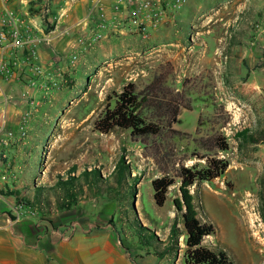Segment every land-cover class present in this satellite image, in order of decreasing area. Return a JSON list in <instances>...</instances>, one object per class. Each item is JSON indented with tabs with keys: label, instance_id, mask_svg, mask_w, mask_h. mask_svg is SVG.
<instances>
[{
	"label": "rangeland",
	"instance_id": "rangeland-1",
	"mask_svg": "<svg viewBox=\"0 0 264 264\" xmlns=\"http://www.w3.org/2000/svg\"><path fill=\"white\" fill-rule=\"evenodd\" d=\"M52 1L27 0L26 6L30 12L52 10ZM220 2L189 0L183 7L186 17L170 26L173 38L180 40L189 56H193L194 64L188 67L174 66L169 61L166 51L172 46L166 43L172 38L163 35L156 40L159 47L153 55L142 51L139 55L129 50L114 52L95 61L89 69L78 70L76 78L63 72L57 81L58 89L51 87L46 92L45 86H50V82L37 85L38 79L34 78L30 86L41 88L42 97L28 100V116L21 118L19 135L11 146L14 157L6 164L0 163L4 173L16 176L3 183L0 173V199L13 202L18 209L16 215L36 218L46 235L58 240H64L58 232L67 228L71 229L67 240H109L119 253V259L111 264H129L128 259L133 264H184L183 236L178 239L180 249L175 254L158 259L152 248L140 245L128 227L136 218L154 232L159 242H168L170 227L177 217L172 200L178 196V184L168 189L165 204L156 206L151 182L160 178L162 172L148 150L127 131L115 129L103 134L94 129L106 105L128 83L139 91L155 74L162 73L166 83L183 90L190 101V110L182 109L173 126L181 132L172 143L175 167L204 164L201 157L207 153L200 138L217 133L229 145L226 152L210 154L228 160L230 165L223 177L190 188L199 218L215 228L203 244L224 247L232 264H264V144L237 147L234 138L237 131L245 128L264 130V47L261 43L258 49H248L245 44L254 41L247 33L253 30L255 19L238 17L226 22L216 16L207 17L209 10ZM197 31L202 34L195 36ZM139 37L135 41L139 45L150 44L148 36ZM223 43L236 44L238 50H218ZM98 44L82 49L93 50ZM121 159L135 180L117 182L116 170ZM95 170L100 177L98 185H88L81 178L83 189L69 210H57L60 194L56 191L49 192L50 207L27 208L25 214L26 209L18 208L15 197L6 195L18 190L22 196L32 197L36 187L52 188L58 180Z\"/></svg>",
	"mask_w": 264,
	"mask_h": 264
},
{
	"label": "crops",
	"instance_id": "crops-1",
	"mask_svg": "<svg viewBox=\"0 0 264 264\" xmlns=\"http://www.w3.org/2000/svg\"><path fill=\"white\" fill-rule=\"evenodd\" d=\"M18 1L7 0L4 3L0 1V29L3 25V9L15 10L30 27V32L26 33L27 44L22 49L12 52L8 50L4 54L0 50V64L7 62L11 69L8 79L0 83L1 164L10 162L9 158L14 157V147L11 146H14V137L19 135L21 118L30 109L28 100L42 97L41 88L30 86L36 78L37 85L46 82L48 78L58 81L65 71L76 78L78 70L89 69L95 61L99 62L101 58H108L119 51L129 50L137 55L140 51L149 52L151 56L158 51L155 49L159 47L156 40L163 35L169 37L170 26L173 25L165 23L158 30L151 31L147 37L151 41L148 46H144L145 43L141 46L135 42L140 37L128 24L120 31L108 27L103 33L102 42L97 43L93 50L87 51L76 43V39L81 33L90 32L98 23L96 6L99 3L105 7L106 24L110 25L112 0H54L51 3L53 9H48V13L30 12L26 6L27 0H20L23 4ZM220 1L222 4L231 2L218 16L220 20L226 22L238 17L256 20L264 3V0ZM184 8L176 14L175 22L182 21L183 16L186 17ZM205 23L206 21H203V24ZM197 32L202 34L200 31ZM247 34L254 40L245 43L249 45L248 49L256 48L255 46L258 49L261 43L264 47V37L261 32L253 28ZM173 37L171 35L172 40L166 43L172 46L166 51L169 61L174 66L188 67L194 64L193 56H189V52H186L187 47ZM214 40L213 37L212 41ZM199 45L203 44L199 43ZM225 47L230 51L238 50V46L232 43L219 44L218 50H223ZM74 50L78 55L83 53V56L80 57V62L76 61L73 66L70 65V55ZM16 147L20 149L19 145ZM0 173H4L2 166ZM2 201H0V264H111L119 259V253L110 246L109 240H73V238L58 240L46 235L45 228L36 218L16 215L18 209L14 207L13 202L7 199ZM25 209L24 214L27 211V208ZM129 264L133 263L130 261Z\"/></svg>",
	"mask_w": 264,
	"mask_h": 264
},
{
	"label": "trees",
	"instance_id": "trees-1",
	"mask_svg": "<svg viewBox=\"0 0 264 264\" xmlns=\"http://www.w3.org/2000/svg\"><path fill=\"white\" fill-rule=\"evenodd\" d=\"M182 109L190 110V101L184 91L168 85L162 73H158L142 90L138 91L133 83H128L115 95L113 102L106 105L95 122L94 129L103 134L115 129L127 131L134 141H139L144 149L148 150L162 172L160 178L151 182L156 206L162 207L167 200L168 189L175 183L178 184V196L172 200L177 217L170 227L168 242H159L154 232L143 227L138 219L134 218L129 222L128 227L136 235L141 246L152 248L154 255L163 259L180 249L178 239L183 236L184 264H232L224 247H209L203 244V239L213 235L215 228L211 222H204L199 218L194 196L190 191L195 184L223 177L230 165L228 160L210 154L226 152L229 145L226 138L217 133L204 139L200 138L202 148L207 153L201 157L204 164L191 167L179 164L175 167L176 158L172 143L181 132L173 129V126L177 123ZM200 121L201 117L198 123ZM234 138L237 147L243 144L259 146L264 144V130L245 128L237 131ZM116 174L118 183L134 179L122 159L117 165ZM81 178H84L88 185L91 183L97 186L100 181L95 170L84 172L77 178L68 176L66 180H58L52 188L36 187L32 197L22 196L18 190L6 192V195L14 196L17 204L23 208H42L50 207L49 192L56 191L60 194L56 199L57 210H69L77 203L80 190L83 189ZM129 195H132V191H129ZM177 220L181 229L177 226ZM129 260L133 262L132 259Z\"/></svg>",
	"mask_w": 264,
	"mask_h": 264
},
{
	"label": "built area",
	"instance_id": "built-area-1",
	"mask_svg": "<svg viewBox=\"0 0 264 264\" xmlns=\"http://www.w3.org/2000/svg\"><path fill=\"white\" fill-rule=\"evenodd\" d=\"M0 1L4 3L7 0ZM186 2L187 0H112V17L110 25L106 24L107 16L105 7L99 3L96 6L99 19L98 23H96L95 27L90 30V32L81 33L76 39V43L82 47H91L103 40V33L108 27L113 28L115 31H120L124 28V25L127 24L132 26L139 36L146 38L151 31L158 30L165 23H172L174 25L176 14L183 9ZM230 3L231 2L225 4L221 3L210 9L207 17H218L220 12ZM48 9L49 8H45L42 12L48 13ZM3 10V25L0 29V50L4 54L7 53L8 50L12 52L13 50L17 51L22 49L27 44L26 38L27 34L30 32V27L15 10ZM252 25L256 31L264 33V3L259 16ZM68 31H70V29ZM64 33H66V31ZM194 35H199V33L195 32ZM190 39L194 41L195 38L191 36ZM73 49L75 48L73 47ZM77 59L78 54L77 51L74 50L70 55V65L74 66ZM10 70V64L1 62L0 83L8 79ZM47 81L50 82V86H45L46 92L54 87L56 89L59 88L57 81H53L51 78H48ZM42 84L44 85L46 82H42ZM10 173L1 175V181L3 183L8 182L11 178L16 179V176L10 175ZM19 207L20 209L23 208L22 206ZM70 231L71 229L67 228V230L58 232V234L64 240H67Z\"/></svg>",
	"mask_w": 264,
	"mask_h": 264
}]
</instances>
